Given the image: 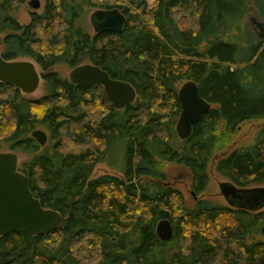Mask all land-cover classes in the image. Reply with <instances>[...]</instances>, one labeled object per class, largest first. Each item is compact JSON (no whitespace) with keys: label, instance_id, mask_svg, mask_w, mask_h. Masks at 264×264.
<instances>
[{"label":"trees","instance_id":"1","mask_svg":"<svg viewBox=\"0 0 264 264\" xmlns=\"http://www.w3.org/2000/svg\"><path fill=\"white\" fill-rule=\"evenodd\" d=\"M44 1L20 24L13 10L24 0H0V54L34 61L44 88L31 100L0 82V144L29 156L18 171L64 220L42 235L0 236V264H84L83 248L95 257L88 264H264V208L199 198L188 207L164 173L166 164L184 165L192 192L202 194L208 165L236 128L264 119V39L245 19L250 5L264 20V0H99L125 23L93 34L81 22L91 0ZM84 62L129 83L135 100L115 109L100 85L72 84L53 69ZM186 81L211 108L180 140L178 90ZM35 106L46 111L38 115ZM38 127L49 134L43 146L31 136ZM62 134L76 148L64 149ZM113 145L115 155L123 151L119 165L108 158ZM104 161L120 175L93 177ZM214 169L237 187L264 185V126L251 145L217 157ZM164 219L168 241L156 235Z\"/></svg>","mask_w":264,"mask_h":264},{"label":"water","instance_id":"2","mask_svg":"<svg viewBox=\"0 0 264 264\" xmlns=\"http://www.w3.org/2000/svg\"><path fill=\"white\" fill-rule=\"evenodd\" d=\"M29 6L37 10L38 0H31ZM94 33L119 32L125 23V16L116 8L96 9L90 15ZM264 37V23H255ZM41 75L34 62L29 60H5L0 54V82L19 89L23 94L33 93L39 86ZM68 80L81 86L100 85L115 109H123L136 98L135 89L127 82L112 79L109 74L90 63L70 69ZM181 112L175 124V133L180 140L189 137L192 126L209 111L211 104L205 101L193 81L184 82L178 90ZM31 136L43 146L46 133L34 130ZM220 195L226 205L249 211L264 208V185L237 187L230 181L219 183ZM193 196L194 193L191 191ZM64 218L56 211L44 208L30 190L27 178L18 171V155L8 151L0 153V236L11 232L42 235L57 229ZM156 235L162 241L172 237V226L166 219L158 222Z\"/></svg>","mask_w":264,"mask_h":264},{"label":"rangeland","instance_id":"3","mask_svg":"<svg viewBox=\"0 0 264 264\" xmlns=\"http://www.w3.org/2000/svg\"><path fill=\"white\" fill-rule=\"evenodd\" d=\"M31 0H24V2L20 5H18L14 10H13V15L15 16V18L17 19V21L20 24H28L30 22V13L31 12H36V13H41L45 4L44 0H38L40 2V7L37 10L32 9L29 6V2ZM95 7L93 8H85V12H84V16L82 18V25L85 27V29L90 33L93 34V29L92 26L90 24V15L91 13L96 10L99 9L98 5H99V0H91ZM115 1V0H112ZM118 2H122V1H118ZM150 3H152V0H149ZM246 19V24L249 28V30L255 34V36L259 37L260 39L263 40V37L259 36L260 31L257 29L255 23H264V20H262L260 17L257 16L256 13H254L253 8L249 5L248 8V12L245 16ZM1 36V35H0ZM17 60H29L32 61L30 58L28 57H20ZM34 62V61H32ZM35 63V62H34ZM86 63V62H84ZM36 65V69L38 71V73H41L40 68L38 67V65L35 63ZM53 69L57 72H59L63 77L68 78V74L70 69L63 63L57 64L53 67ZM183 84V83H182ZM180 84V86L182 85ZM179 86V87H180ZM99 91L96 92V100L100 103V99L99 97L101 96V94L99 93ZM21 94L25 97H27L28 99L31 100H36L39 99L40 97H42L44 95V88H43V80L41 78L40 83L38 88L30 94H23L21 92ZM103 101V98H102ZM34 111L36 112V114L41 115L44 111H46V107H42L40 108L39 106H35L34 107ZM90 116H92L91 114H89ZM94 117V116H92ZM95 118V117H94ZM178 120V118H177ZM176 120V122H177ZM175 122V124H176ZM264 126V119L263 120H248V121H244L242 122L237 128H236V132L235 134L231 137L230 142L225 146V148L223 149L222 152H220L218 155H216L210 162V164L208 165V185L206 190L198 195V196H193L191 194V184H192V177H191V173L190 171L184 166V165H180V164H175V163H170V164H166L165 168H164V173L166 176V182L172 186L173 188L177 189L182 197H183V201L184 204L188 207H192L195 205V201L197 200V198L199 199H208L211 202H216V203H220V204H224L226 205V202L224 200V198L220 195L219 192V183L223 182V181H228L227 179H225L224 177H221L220 175H218L215 172L214 169V162L217 159V157L219 156H225L226 154L230 153L232 150H234L235 148H239L241 146H248L251 145L254 142V138L256 137L258 131L260 130V128ZM42 130L46 133L47 139H48V132L43 129L38 127L37 130ZM63 141V148L64 149H69L72 145V143H70L68 141V139L66 140V136L65 135H61L60 137ZM1 143V142H0ZM74 147V146H73ZM76 148V147H74ZM115 150H116V146L113 145L111 146V151H109L108 153V158H110L113 162L115 161L117 165L122 163V158H123V151L121 148H118L116 155H115ZM9 150H7L2 144H0V153L2 152H8ZM18 155V164H20L21 162L27 160L29 158V156H27L26 154H22L20 152H15ZM116 156V157H115ZM107 158V160H108ZM102 174H112V175H117L119 176V172H117V170H115L114 168H112L111 166L108 165L107 161L104 162H100L98 163L93 170L92 176L96 177ZM252 186H260V185H250V187ZM256 238H263V236L258 235L256 236ZM85 248H83V252L78 253L80 256L81 261L84 264H88L90 262H92V260H94V256L91 253L86 252V250H84Z\"/></svg>","mask_w":264,"mask_h":264},{"label":"flooded vegetation","instance_id":"4","mask_svg":"<svg viewBox=\"0 0 264 264\" xmlns=\"http://www.w3.org/2000/svg\"><path fill=\"white\" fill-rule=\"evenodd\" d=\"M263 39H264V37H263ZM40 75H41V73H40ZM102 87V86H101Z\"/></svg>","mask_w":264,"mask_h":264}]
</instances>
